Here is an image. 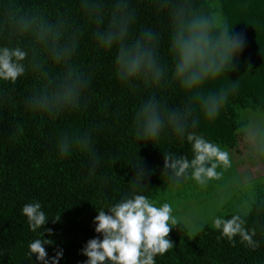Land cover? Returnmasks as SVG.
<instances>
[{"label": "clouds", "instance_id": "9594fccd", "mask_svg": "<svg viewBox=\"0 0 264 264\" xmlns=\"http://www.w3.org/2000/svg\"><path fill=\"white\" fill-rule=\"evenodd\" d=\"M142 3L166 23L167 58L161 52L164 32L138 25ZM231 29L220 11L206 9L199 0H76L75 12L63 8L54 13L39 0H0V83L14 85L31 74L33 83L23 104L38 116L55 119L86 108L92 74L81 66L77 56L82 38L90 34L97 53H113L114 78L140 97L132 114L136 142L157 145L171 137L187 143L191 158L163 152L162 174L174 182L191 180L206 187L222 181L233 168L230 151L195 131L201 117L215 120L236 92L234 82L205 87L234 70L232 61L243 50V36L231 35ZM167 92L182 99L172 103ZM12 99L0 89V105ZM238 129L246 158L264 164V107L245 109ZM74 146L91 154L95 169L101 157L92 153L91 130L64 134L56 148L63 158ZM138 165L139 161L136 174L128 182V193L97 209L93 223L100 235L87 240L80 250L87 257L83 264H156L158 255L174 248L170 233L178 223L184 229L186 222L174 214L171 203L142 194L148 187L142 182L146 173ZM235 182L241 191L230 218L213 214L211 228L219 232L217 239L234 245L238 237L241 244L255 250L260 246L255 239L260 224L253 213L260 193L248 174L236 177ZM230 200V195L222 197L220 206ZM21 215L33 233L48 220L38 201L24 204ZM59 218V214L54 216V222ZM193 227L203 230L204 224ZM45 232L53 234L50 228L39 231L38 238L29 242L26 256L31 261L34 254L42 264H59L63 250L57 247L49 257L45 245L54 241L45 238Z\"/></svg>", "mask_w": 264, "mask_h": 264}, {"label": "trees", "instance_id": "16d2710c", "mask_svg": "<svg viewBox=\"0 0 264 264\" xmlns=\"http://www.w3.org/2000/svg\"><path fill=\"white\" fill-rule=\"evenodd\" d=\"M49 12L69 8L75 12L76 0H39ZM208 10L220 11L232 26L231 35L244 38L243 50L229 70L205 87L218 88L236 84L230 103L215 120L201 117L195 129L206 139L234 149L240 139L239 111L264 107V0H199ZM138 25L158 27L164 32L161 52L167 58L166 23L147 3L140 4ZM113 53L94 48L90 34L82 38L77 61L92 74L86 93L87 107L68 111L58 118L28 112L23 104L32 86L31 74L16 84L0 83V89L12 96V102L0 105V264H42L35 255L26 256L28 244L38 238L44 228L53 230L45 238L54 241L45 245L49 257L57 247L63 250L59 264H83L87 259L81 249L87 240L98 237L93 218L97 209L118 201L129 190L128 182L137 172V162L146 175L142 194L154 198L174 182L163 175V152L187 155L190 146L171 137L157 145L136 142L132 132V114L140 97L131 94L112 74ZM170 102L182 97L172 92ZM91 130L92 153L100 162L92 169L91 154L74 146L71 154L60 157L56 145L64 134L77 135ZM115 160V161H114ZM114 161V162H113ZM151 170V171H149ZM40 202L48 216L46 224L36 233L29 230L22 206ZM107 211V210H105ZM59 220L54 222V216ZM253 217L259 221L255 239L260 246L249 249L236 238L233 245L217 239L219 232L204 227L193 239L182 241L170 233L174 248L158 255L156 264H264V196L260 198ZM225 218H230L227 216ZM253 218H249V226Z\"/></svg>", "mask_w": 264, "mask_h": 264}, {"label": "rangeland", "instance_id": "374dc122", "mask_svg": "<svg viewBox=\"0 0 264 264\" xmlns=\"http://www.w3.org/2000/svg\"><path fill=\"white\" fill-rule=\"evenodd\" d=\"M244 112L239 111L240 118ZM222 147L230 151L233 156V168L226 173L222 181H213L206 187H200L193 181L187 180L180 185L166 188L154 197L160 203H171L174 207V214L185 220L184 229L178 223L171 231L182 241L193 239L201 231L195 229L193 225L204 224V227H211L210 217L213 214L225 215V217L232 214L233 203L241 191L240 186L235 182L236 177L250 175L260 193V198L264 196V164L258 165L247 159L240 140L234 149ZM229 195L231 200L221 207V198Z\"/></svg>", "mask_w": 264, "mask_h": 264}]
</instances>
